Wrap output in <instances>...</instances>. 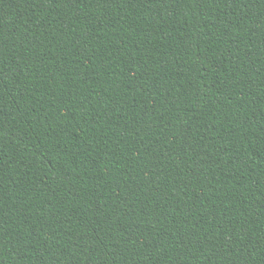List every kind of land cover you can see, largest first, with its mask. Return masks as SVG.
Listing matches in <instances>:
<instances>
[{
    "label": "trees",
    "instance_id": "obj_1",
    "mask_svg": "<svg viewBox=\"0 0 264 264\" xmlns=\"http://www.w3.org/2000/svg\"><path fill=\"white\" fill-rule=\"evenodd\" d=\"M0 264H264V0H0Z\"/></svg>",
    "mask_w": 264,
    "mask_h": 264
}]
</instances>
